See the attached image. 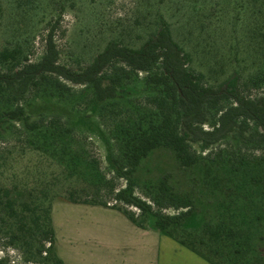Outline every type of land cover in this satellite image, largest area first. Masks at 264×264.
I'll return each mask as SVG.
<instances>
[{
  "label": "trees",
  "instance_id": "1",
  "mask_svg": "<svg viewBox=\"0 0 264 264\" xmlns=\"http://www.w3.org/2000/svg\"><path fill=\"white\" fill-rule=\"evenodd\" d=\"M55 31V26L48 29L45 53L38 61L24 56L20 48L0 51V131L21 124L29 133L45 131L54 138L52 151L46 146L43 151L70 171L66 194L61 193L62 185L57 196L73 204L119 211L135 226L170 237L210 264H264V162L221 148L234 141L254 152L264 149V96L246 97L243 89L258 80L231 77L223 85H208L204 74L190 69L189 52L163 18L158 33L142 46L110 42L90 65L77 71L59 63ZM261 37L264 44V32ZM115 64L148 74L145 83L152 95L146 103L152 109L110 131L114 144L109 146L108 163L114 178L125 181L122 188H110L111 203L101 195V182L80 190L70 183L81 178L77 159L59 140L74 130L62 116L70 123L76 121L75 115L55 103L28 99L43 90L54 94L55 85L64 87L63 80L89 88V106L105 109L120 94L121 78L106 72ZM161 152L172 156L174 166L161 178L142 180L155 194L153 201H147L135 193L137 178L145 163ZM161 198L172 200L178 213L165 214ZM46 199L43 195L33 204L18 203L8 190L0 189V206L6 212L3 228L12 246L21 245L26 261L65 264L56 251L54 199L44 206ZM193 216L202 224L189 228L186 223ZM33 224L41 229L35 251L28 238ZM0 264L11 261L5 256Z\"/></svg>",
  "mask_w": 264,
  "mask_h": 264
},
{
  "label": "rangeland",
  "instance_id": "2",
  "mask_svg": "<svg viewBox=\"0 0 264 264\" xmlns=\"http://www.w3.org/2000/svg\"><path fill=\"white\" fill-rule=\"evenodd\" d=\"M161 18L170 25L175 40L189 52L190 69L204 74L205 83L217 87L231 77H240L242 81L255 77L258 84L243 87L244 95L251 98L264 96V44L261 40L264 0H0V51L5 47L20 48L24 56L38 61L45 53L48 29L55 26L59 63L77 71L90 65L110 42L131 48L142 46L158 33ZM106 72L108 76L120 77L121 84L119 97L110 101L105 109L89 106V88L63 80L64 87L55 85L54 94L45 90L34 92L28 101H49L75 115L76 121L70 123L62 116L67 127L74 130L59 140L77 159L76 168L81 178L70 183L80 190L91 182H101L102 197L114 203V195L109 190L111 187L122 188L125 181L114 178L108 163L109 146L114 144L110 131L150 112L152 108L146 100L152 92L145 83L147 73L132 72L123 64L109 66ZM54 142L45 131L29 133L21 124L7 132L1 130L0 189L8 190L18 203L38 202V197L47 195L44 203L47 206L53 198V214L60 227L59 241L66 252L71 244L70 221L89 218L94 223L91 231H99L98 217L111 218L116 212L96 207L95 210L89 208L91 210L85 214L80 212V205L57 196L62 185L64 191L61 193L66 194L70 171L50 152L43 151L45 146L52 151ZM226 144L221 148L227 153L242 151L264 162V149L254 152L251 146L238 145L234 141L231 145ZM57 145L59 147L60 143ZM195 148L201 151L198 145ZM173 166L171 155L164 152L153 155L138 175L136 195L153 201L155 194L144 187L142 180L161 178ZM187 183L183 184L185 189L189 187ZM161 202L165 214L178 213L172 200L161 198ZM37 213L41 214V211ZM5 216L6 212L0 206V258L8 257L11 264H39L25 260L21 245L9 243L2 222ZM186 224L195 228L202 220L193 216ZM40 230L33 224L32 236L28 234L34 251L39 246ZM167 241L177 245L173 240ZM184 251L208 264L189 250ZM177 258L181 257L173 258V262ZM186 262L194 264L190 259Z\"/></svg>",
  "mask_w": 264,
  "mask_h": 264
},
{
  "label": "crops",
  "instance_id": "3",
  "mask_svg": "<svg viewBox=\"0 0 264 264\" xmlns=\"http://www.w3.org/2000/svg\"><path fill=\"white\" fill-rule=\"evenodd\" d=\"M78 205L81 206L80 212L85 214L89 212L88 210H91L89 208L95 210L96 207H101ZM101 208L116 213L111 215V218L98 217L99 231H91L94 229L92 227L94 223L89 218L79 217L73 222L70 221L72 219H69L71 244L66 252L62 249L59 241L60 227L57 226L52 209L56 251L65 264H176L175 262L177 264H188L186 262L188 259L194 264H205L199 259L187 255L184 250L189 249L170 237L152 229H141L135 226L119 211L105 207ZM97 211L101 213L100 210ZM168 239L173 240L178 246L171 245L170 241H167ZM90 244H92L91 247H89ZM193 254L198 256L195 253ZM176 257L181 258H177V261L173 262V258L176 259ZM198 257L200 260H204L200 256Z\"/></svg>",
  "mask_w": 264,
  "mask_h": 264
}]
</instances>
